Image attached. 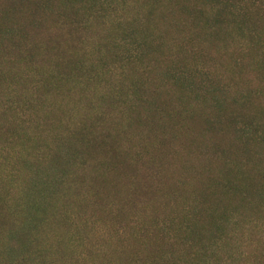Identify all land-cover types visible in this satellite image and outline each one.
<instances>
[{"label":"trees","instance_id":"trees-1","mask_svg":"<svg viewBox=\"0 0 264 264\" xmlns=\"http://www.w3.org/2000/svg\"><path fill=\"white\" fill-rule=\"evenodd\" d=\"M0 264H264V0H0Z\"/></svg>","mask_w":264,"mask_h":264}]
</instances>
